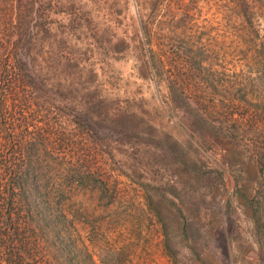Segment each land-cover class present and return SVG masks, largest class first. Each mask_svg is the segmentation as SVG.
<instances>
[{
	"label": "rangeland",
	"instance_id": "rangeland-1",
	"mask_svg": "<svg viewBox=\"0 0 264 264\" xmlns=\"http://www.w3.org/2000/svg\"><path fill=\"white\" fill-rule=\"evenodd\" d=\"M22 1L0 24L36 42L22 264H264V0L251 24L228 0Z\"/></svg>",
	"mask_w": 264,
	"mask_h": 264
},
{
	"label": "trees",
	"instance_id": "trees-1",
	"mask_svg": "<svg viewBox=\"0 0 264 264\" xmlns=\"http://www.w3.org/2000/svg\"><path fill=\"white\" fill-rule=\"evenodd\" d=\"M221 1L219 8L222 7ZM228 2L230 7L226 10L230 12L234 22L241 21L250 24L253 22L255 12L251 10L254 6L252 0H228ZM25 7L22 0H16L15 4L10 7H4L0 1V24L8 23L4 25L6 31L13 27L16 30L19 28L20 23L17 22H21L25 17ZM3 8L4 11H2ZM34 40L32 37L28 44H21L18 47H16V42L9 48L5 45L4 38L0 36V51L2 49L9 51L0 53V238H2L0 247L6 250L4 253L6 259L2 257L0 259L5 261L9 258L10 264H22L24 260L29 259V255L27 256L23 251L26 245L23 239L25 228L21 226L26 221L21 217H25L22 212L35 211L39 208V205L35 204V200L39 198L37 196L39 189L32 186L38 174L37 169L28 162L31 158L29 160L26 158L31 155L30 149L40 142L36 134L39 129H42L36 127L31 133L29 131L28 139L22 134L23 131L33 126L30 121L34 112V109L30 108L33 97L29 94L33 75L28 69L37 68L35 64L37 56L33 58L29 54L14 52L15 47L30 52L36 44ZM10 201L21 202L24 206L18 209H15L14 205L9 207L8 202ZM219 211L221 212V206ZM158 215L160 216L159 213ZM186 221L188 225L189 220ZM162 227L166 254L177 262V251L171 244L170 231L166 224Z\"/></svg>",
	"mask_w": 264,
	"mask_h": 264
}]
</instances>
